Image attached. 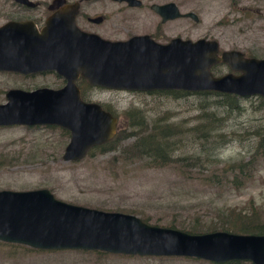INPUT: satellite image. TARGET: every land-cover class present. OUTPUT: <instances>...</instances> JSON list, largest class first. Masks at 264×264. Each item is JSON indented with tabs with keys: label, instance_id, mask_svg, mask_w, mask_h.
<instances>
[{
	"label": "water",
	"instance_id": "water-1",
	"mask_svg": "<svg viewBox=\"0 0 264 264\" xmlns=\"http://www.w3.org/2000/svg\"><path fill=\"white\" fill-rule=\"evenodd\" d=\"M10 1L35 7L30 0ZM111 1L131 8L141 4L139 0ZM151 8L164 20L181 17L174 3ZM76 13L74 7L55 13L41 30L32 21L0 26V72L23 76L56 72L65 81L59 89L8 90L5 103L0 104V128L44 126L66 131L69 140L61 157L65 163L82 161L117 132L116 117L99 104L82 100L75 85L79 72L89 86L113 91L215 92L264 98V59L246 58L233 50L219 52L216 41L205 39L174 38L167 45L146 36L107 41L79 31ZM185 16L197 22L195 14ZM217 63L227 66L230 73L214 77L210 68ZM0 243L37 251L264 264V235L188 234L148 225L133 215L71 205L55 199L47 189L0 191Z\"/></svg>",
	"mask_w": 264,
	"mask_h": 264
},
{
	"label": "rangeland",
	"instance_id": "rangeland-1",
	"mask_svg": "<svg viewBox=\"0 0 264 264\" xmlns=\"http://www.w3.org/2000/svg\"><path fill=\"white\" fill-rule=\"evenodd\" d=\"M90 1L95 8L92 15L107 18L101 30L108 40H124L130 31H150L134 28L132 23L144 11L124 10L122 5L109 0ZM143 1L146 7L153 3L173 2L182 13L191 12L197 16V22L187 18L185 26L184 20L172 22L169 38L216 41L220 52L233 50L248 58L264 59V0ZM19 15L9 0H0V26L18 19ZM124 19H128V23L121 26ZM148 19L151 20V16ZM228 71L227 66L221 64L212 74L217 76ZM61 85L52 75L24 78L0 72V104L5 103V93L10 89L33 91L58 89ZM82 97L84 100V93ZM200 98L188 96L172 100L147 93L87 88V102L97 103L118 116L117 129L123 124V112L132 106L141 109L148 118L165 117L168 123L180 124L185 132V146L176 155H201L204 150L214 157L209 164L188 166L180 172L172 166L154 168L138 161L113 160L117 153L86 156L80 162L65 163L61 157L69 140L66 131L44 126L0 128V191L47 189L55 199L71 205L124 213L140 220L147 217L148 225L162 228L174 225L180 231L196 226L203 232L218 226L220 218L231 211L255 215L264 224V159L260 161L253 181L240 188H234L223 177L224 167L231 161L248 159L256 140L255 131L264 127V109L259 108L260 103L255 97L241 98L239 113L236 110L224 113L223 109H218L216 120L220 122L215 127L218 130L210 133L213 138L203 141L198 135L189 133L191 131H185L199 121ZM207 110L215 109L209 106ZM3 244L0 243V264H210L186 258L30 251Z\"/></svg>",
	"mask_w": 264,
	"mask_h": 264
},
{
	"label": "trees",
	"instance_id": "trees-1",
	"mask_svg": "<svg viewBox=\"0 0 264 264\" xmlns=\"http://www.w3.org/2000/svg\"><path fill=\"white\" fill-rule=\"evenodd\" d=\"M147 94L166 96L172 100L186 98L188 96L201 97L202 111L197 118L199 121L194 127L185 128V131H191L189 133L198 135V139L203 141L213 138V136H210V133L218 130V128H215L218 126L217 123L220 122V120H216L218 117V109H223L224 113L232 112V110H236L238 113L240 111L239 100L241 98L235 95L215 92L190 93L184 91H156ZM255 98H258L257 100L260 103L259 108L264 109V98ZM209 106L211 108L214 107L215 110L208 111L207 108ZM103 109L110 112L118 120V116L114 112L112 113L108 108ZM123 115V124L119 123L120 125L114 138L106 144L91 149L87 156L92 157L94 155L117 153V155L113 156V160L119 159L125 163L138 161L143 162L145 166H152L154 168L172 166L176 169L178 168V171L180 172L184 171V168H187L188 166L202 167L203 163L209 164V162H212L214 159L213 155H210L209 152L204 150H201V155H176V152L180 151V149L185 146L183 143L185 132L180 124L168 123L165 117L156 118L155 120L148 118L141 109L134 106L125 110ZM255 137V143L246 161L235 159L224 167L223 177L226 182L232 184L234 188H240L246 183L253 181L257 167L260 164V161L264 159V127H261L260 129L258 128L257 131H255ZM213 176H215V174H213ZM141 220L144 223L148 222L147 217H143ZM168 228L176 229L174 225H171ZM181 231L188 234L227 232L238 235H264V224L261 223L260 219L255 215L247 216L241 212L235 213L234 211H231L228 215L226 214L223 218H220L218 226H211L203 230V232H200L199 229L197 230L196 226L191 227L188 230L182 229ZM6 246L24 247L11 244H6ZM24 248L30 251H37L27 247ZM78 252L84 253L82 251ZM94 253L98 255H108L107 253L101 252ZM226 264H241V262Z\"/></svg>",
	"mask_w": 264,
	"mask_h": 264
},
{
	"label": "flooded vegetation",
	"instance_id": "flooded-vegetation-1",
	"mask_svg": "<svg viewBox=\"0 0 264 264\" xmlns=\"http://www.w3.org/2000/svg\"><path fill=\"white\" fill-rule=\"evenodd\" d=\"M55 1H56V3L54 4ZM109 1H111V0H109ZM139 1L141 2L140 6L133 7V8L129 7L124 2L111 1V2L122 5L124 7V10H134V11H137V13L144 11V14L136 16L132 20V23L134 25V28H142L143 27V28H146L150 31L139 32L138 30H135V31L127 32L129 35L124 40H108L105 37V34L102 32L101 28L103 27L104 23L107 22V18L104 15H95V14L92 15V13L95 11V8H93L90 5V2H92L90 0H88V1L87 0H50V2L32 1L35 3V7H33V8H29V7H26V6H23V5H20L18 3L10 1V5H12L13 8H16L18 13L20 14L19 15L20 17L18 19L9 20L7 22H10V21H16V22H18V21H32L35 24L36 28L38 30H41L44 27L46 20L51 15L58 13L60 11H63V10H67L69 8L71 10V8L73 9V7H74V10L77 9V13L74 17L75 26L79 31H81L85 34L89 33V34L97 35L98 37H100L103 40L112 41V42H117V41L118 42L119 41L124 42V41H127L133 37H144V36H146V37H149L155 43L160 44V45H167L172 39H174V38H169V35H168L169 34V27H170V24L172 22L177 21V20H184L183 26H185L186 20H187V17L185 15H187L188 13H182L179 6L176 5L175 3L174 4L178 8V11H179L181 17L174 19V20H168V19L164 20L163 17L160 16L159 14H157L151 7L153 5L163 6V5L173 3V2L153 3V4H150L146 7L143 0H139ZM51 6H54V9L50 10L49 8ZM40 10H41V13L40 12L37 13ZM189 13H191V12H189ZM148 15L151 16V20L148 19V17H149ZM97 18L101 19V21L98 23L94 22V20ZM146 19L149 20V24L147 23ZM197 21H198V18H197ZM120 23H121V26H125L128 23V19H124ZM175 38H180V37H175ZM180 39H182V38H180ZM182 40H184V39H182ZM219 52H220V50H219ZM245 57L248 58L247 56H245ZM218 66H221V63H217L216 65L213 66V68L211 67L210 68L211 73L214 71V68H216ZM227 73H223V74L217 75V76H214L213 74L212 75L214 77H219V76L225 75ZM7 74L19 76V77H24V78L29 77V76H33V75L23 76V75H19V74H15V73H7ZM36 75H52V76H54L62 84L61 87H58V89L62 88L65 84L64 79L62 77H60L56 72H43V73H39ZM75 85H76L77 89L79 90L81 97L84 93V98H85L84 100L85 101L84 100L83 101L85 103H87V88L89 90H95V89L99 88V87L89 86L87 84V80L83 79L81 77L80 72L78 73V78L75 81ZM99 89H103V88H99ZM136 93H142V92H136Z\"/></svg>",
	"mask_w": 264,
	"mask_h": 264
}]
</instances>
